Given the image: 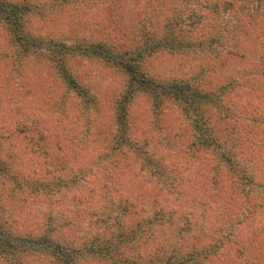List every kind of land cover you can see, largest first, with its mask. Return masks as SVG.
Here are the masks:
<instances>
[{"label":"trees","instance_id":"1","mask_svg":"<svg viewBox=\"0 0 264 264\" xmlns=\"http://www.w3.org/2000/svg\"><path fill=\"white\" fill-rule=\"evenodd\" d=\"M154 1L162 12L171 8L173 26L163 33L146 31L147 38L130 37L122 45L110 36L75 45L45 41L30 30L29 5L0 0V20L8 26L15 50L48 57L51 69L69 91L67 97L76 104L88 108L94 100L87 84L71 71L68 57H89L120 70L122 87L112 103L116 145L133 142V106L138 101L160 112L171 107L182 115V121L172 122L156 139L160 151L178 148L181 160L166 163L154 154L142 156L161 187L159 193L172 197L173 207L159 205L157 214L155 207L152 211L142 206L140 195L122 194L116 200L120 225L109 222L101 228L87 227L83 242L92 245L91 256L101 257L102 246L117 253L116 261L124 264H264V215L260 217L264 213V0ZM196 14L207 15L206 22L182 34L184 20ZM166 48L181 57L197 54L207 69L224 65L233 74L224 71L220 82L208 79L203 69L201 76L183 71L162 78L145 62ZM236 80L240 81L235 85ZM235 110L239 115L234 120L231 113ZM121 176L112 181L117 183ZM200 186L204 187L207 213L216 211L211 204L228 213L209 219L210 226L181 208L194 200ZM139 214L140 220L149 222L151 235L140 229L133 237L125 236V226L132 222L128 217ZM156 214L163 217L154 223ZM82 218H61L59 228L52 229L61 233L54 237L57 240L13 235L0 222V258L14 262L25 252L49 246L56 264H79L75 244H64V238L80 227L77 223ZM133 246L146 247L151 257L139 259Z\"/></svg>","mask_w":264,"mask_h":264},{"label":"rangeland","instance_id":"2","mask_svg":"<svg viewBox=\"0 0 264 264\" xmlns=\"http://www.w3.org/2000/svg\"><path fill=\"white\" fill-rule=\"evenodd\" d=\"M12 1L30 6V30L53 43L84 45L110 36V40L122 45L130 37L147 38L146 31L159 34L173 26L171 8L162 12L154 0ZM206 17L196 14L186 18L181 33L203 25ZM13 44L8 26L0 20V222L13 235L54 238L61 234L52 230L59 228L61 218L83 217L77 223L80 227L67 232L66 242L60 240L68 246L75 244L79 264H113L118 254L102 246L101 257L91 256L92 245L83 242V230L101 228L109 222L119 226L122 217L116 200L122 194L140 195L142 206L149 210L155 207L156 212L159 205L173 207V198L159 193L161 187L142 156L154 154L156 160L166 163L181 160L178 148L160 151L156 139L172 122L182 121V115L171 107L161 112L152 109L142 99L133 106V142L118 146L112 139V103L123 81L118 68L89 57H68L71 71L87 84L94 100L92 107L86 108L67 97L69 91L51 69L48 57L43 53H18ZM202 62L197 54L183 53L181 57L166 48L151 56L145 66L162 78L183 71L201 76L199 70L203 69L208 79L220 82L226 76L224 71L228 76L233 74L227 66L217 69L215 63L216 69H207ZM235 111L231 113L234 120L239 115ZM118 174L122 176L114 183L112 179ZM195 191L194 200L181 204L186 209L184 213L197 216L198 221L209 226V219L228 214L215 204L210 205L215 213H207L204 187ZM157 214L153 215L154 223L163 217ZM140 219L141 214L128 217L127 221L132 222L125 226V236L133 237L140 229L151 235L149 222ZM131 250L134 255L139 253V259L151 257L146 247L133 246ZM0 264L56 262L49 246H43L21 254L14 262L0 258Z\"/></svg>","mask_w":264,"mask_h":264}]
</instances>
